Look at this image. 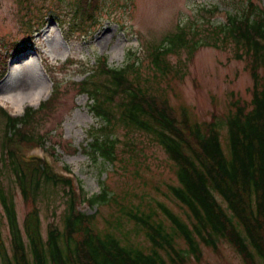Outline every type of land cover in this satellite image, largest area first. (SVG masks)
Segmentation results:
<instances>
[{"label": "trees", "instance_id": "16d2710c", "mask_svg": "<svg viewBox=\"0 0 264 264\" xmlns=\"http://www.w3.org/2000/svg\"><path fill=\"white\" fill-rule=\"evenodd\" d=\"M54 4L59 7L58 0ZM100 4L101 0H78L74 18L79 17V24L95 26ZM206 24L205 40H197V32L187 39L179 28L160 44L143 45L141 59L132 54L131 62L122 68H109L100 59L88 68L91 72L84 81L69 83L75 93L92 100L91 113L100 122L88 130L89 141L82 150L94 161L117 166L128 181L121 191L128 205L123 213L110 206L107 189L87 198L71 178L54 172L42 160L23 157L25 147L44 145L48 133L61 127L56 115L62 106L57 86L39 109L28 108L20 118H11L0 109L5 120L0 144V264H185L186 253L199 263L200 247L218 254L221 241L243 264H264V7L248 0L241 15H229L217 26ZM226 45L233 47L235 59L245 62L252 81L250 99L231 93L224 114L192 121L186 106L178 113L170 104L164 84L170 88L183 78L199 48ZM12 48L19 51L16 45ZM181 50L185 60L179 58ZM175 55L177 61L171 62ZM7 59L0 50V80ZM49 119L54 126L47 132L35 130V124ZM223 134L229 155L222 147ZM138 136L148 137L173 164L175 182H156L151 188L159 191L163 184V196L184 211L185 220L155 201L164 220L158 218L146 198L150 192L136 191L139 172L145 169L139 153L143 149L135 143ZM119 143L125 147L124 158L116 152ZM64 150L76 152L68 142ZM16 189L27 206L21 222L15 207ZM59 198L63 206L59 224L48 223L44 236L36 202L46 210L51 205L55 212ZM81 200L98 208L86 215L78 208ZM105 205L112 212L103 217L100 228L97 216ZM114 215L117 225L108 220Z\"/></svg>", "mask_w": 264, "mask_h": 264}, {"label": "rangeland", "instance_id": "374dc122", "mask_svg": "<svg viewBox=\"0 0 264 264\" xmlns=\"http://www.w3.org/2000/svg\"><path fill=\"white\" fill-rule=\"evenodd\" d=\"M53 1L55 0L28 2L0 0V45H2L0 50L7 52L9 57L8 72L0 80V107L11 115L14 109L10 107L8 98L15 93H29L24 97H31V93L39 89L43 90L37 106L25 104L17 116L22 115L25 108H38L39 104L49 97L52 83L50 74L46 73L48 68L59 79L77 82L83 79L80 72L83 66L93 65L97 58L106 57L109 67L120 68L125 64L126 58L131 57L129 53H138L145 44L153 46L160 44L165 40L166 35L177 32L179 28V31L182 30L186 34L187 39L191 38L190 33L197 32L196 39L205 40L207 32L204 29H209L207 22L217 26L225 23L227 15H241V9L246 6L248 0H101L97 14L98 21L86 34L80 32L79 28H70L77 0H58L59 7L54 6ZM251 1L264 7V0ZM61 29L69 32L67 38L63 37ZM12 45H20L19 54L14 55L10 52ZM25 45L29 48H25ZM179 58L186 59L183 50L180 51ZM177 59L178 56H172L171 62ZM142 63L146 67L144 57ZM244 63L241 59H235L231 45L199 48L188 62V70L183 78L175 81L170 88L164 84L166 91L164 95L175 109L186 106L192 121H208L213 113L220 116L227 111L231 93L241 99H250L252 81ZM58 86L62 88L60 90L62 106L57 107L56 115L59 117L61 127L51 130L49 139L42 148L45 155L48 156L46 151L49 153L50 148L53 147L52 155L54 154L56 159L54 165L56 171L63 172L64 169H69L70 175L82 186L87 198L98 195L106 186L110 206L119 207L123 213L128 205L121 191L124 187L127 188L128 181L121 177L122 171L105 160L94 161L82 150L89 141L87 130L100 124L99 120L93 118L90 113L88 103L91 102L84 94L75 96L74 90L64 93L67 89L64 88L66 84ZM53 122V119H49V122L43 121L37 125L36 130L39 133L47 132L54 126ZM3 125L5 120L0 114V144ZM119 138L124 139L122 136ZM62 141L65 144L68 142L76 152H66ZM135 143L137 147L143 149L139 153L145 167L139 172L141 177L138 179L139 188L136 191L143 192L144 195L150 192V196L146 198L149 199L158 218L163 219V216L157 209L155 201L162 203L171 213L185 220L184 211L170 198L163 196V184L160 185L159 191L151 188L152 183L175 182L174 170L166 155L158 146L150 144L146 136H138ZM221 143L224 152L229 155L224 134ZM123 149L125 147L121 143L116 146L119 158L127 155L121 153ZM47 160L52 162L50 158ZM2 185L6 187L7 182L2 181ZM61 194L63 195L59 192V196ZM217 199L222 202L219 197ZM61 202L60 198L56 201V205L59 206L55 212L52 211L51 205L46 210L43 204L36 202L44 236L48 223L59 224V214L63 208L60 207ZM97 206L82 201L79 209L89 215L95 212ZM15 207L18 220L21 222L27 206L24 205L18 189L15 193ZM101 208L97 222L98 226L103 228V217H107L112 212V208L107 205ZM116 217L115 215L108 217L112 225H117ZM166 222L165 220V224ZM7 234V230L4 229L5 238ZM179 245L184 248L182 243L179 242ZM200 248L201 261L197 263L186 253L185 264H243L234 250L224 241L219 243L218 254L203 246Z\"/></svg>", "mask_w": 264, "mask_h": 264}, {"label": "bare ground", "instance_id": "6f19581e", "mask_svg": "<svg viewBox=\"0 0 264 264\" xmlns=\"http://www.w3.org/2000/svg\"><path fill=\"white\" fill-rule=\"evenodd\" d=\"M27 94L29 93H15L17 97L13 95L8 98L10 106L14 109V113L20 114L22 111V107L25 104H29L34 107L37 106L43 95V90L39 89L38 91L31 93L32 94V95L30 94L31 97H24Z\"/></svg>", "mask_w": 264, "mask_h": 264}]
</instances>
